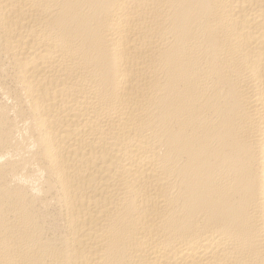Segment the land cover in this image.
Segmentation results:
<instances>
[{"label": "bare ground", "instance_id": "bare-ground-1", "mask_svg": "<svg viewBox=\"0 0 264 264\" xmlns=\"http://www.w3.org/2000/svg\"><path fill=\"white\" fill-rule=\"evenodd\" d=\"M0 264H264V0H0Z\"/></svg>", "mask_w": 264, "mask_h": 264}]
</instances>
